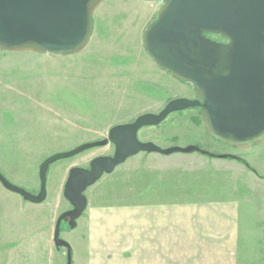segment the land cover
I'll return each instance as SVG.
<instances>
[{"label": "rangeland", "instance_id": "obj_1", "mask_svg": "<svg viewBox=\"0 0 264 264\" xmlns=\"http://www.w3.org/2000/svg\"><path fill=\"white\" fill-rule=\"evenodd\" d=\"M163 4V0H105L94 14L90 44L63 59L0 50V171L11 183L36 194L39 167L50 155L106 139L112 127L144 113H158L174 98H195L193 86L162 72L144 46V33ZM139 138L162 148L197 145L244 161L251 160L253 153L230 149L210 138L199 109L173 113L159 126L141 129ZM114 151L109 144L53 163L47 176V198L40 204L25 201L0 183V264H57L60 254L51 253L45 232L52 217L57 216V222L71 208L63 195L69 170L88 168L94 158L111 156ZM152 155L159 158L145 153L129 158L87 189L88 207L72 235L75 243L79 234V264L89 261L92 213L138 207L141 168L147 162L188 154ZM189 155L219 160L196 152ZM62 229L70 230L69 223L61 225V237L68 240Z\"/></svg>", "mask_w": 264, "mask_h": 264}, {"label": "water", "instance_id": "obj_2", "mask_svg": "<svg viewBox=\"0 0 264 264\" xmlns=\"http://www.w3.org/2000/svg\"><path fill=\"white\" fill-rule=\"evenodd\" d=\"M104 1L0 0V50L54 59L77 55L90 44L94 14ZM163 1L143 43L162 69L193 86L195 98H174L158 113H144L133 122L112 127L106 139L50 155L39 167L36 194L11 183L0 171L5 189L40 204L47 198V176L53 163L95 147L115 146L113 156H98L89 168L69 170L63 195L72 208L58 217L54 231L56 248L67 250V264L72 262L71 245L61 237L62 222L68 219L72 229L77 226L88 207L85 192L105 174L140 153L225 157L197 145L162 148L140 140L141 129L159 126L173 113L199 109L202 126L214 141L238 150L264 144V0Z\"/></svg>", "mask_w": 264, "mask_h": 264}, {"label": "crops", "instance_id": "obj_3", "mask_svg": "<svg viewBox=\"0 0 264 264\" xmlns=\"http://www.w3.org/2000/svg\"><path fill=\"white\" fill-rule=\"evenodd\" d=\"M260 146L251 149V160L244 158L253 170L215 151L225 157L212 161L188 154L147 162L141 168L138 207L90 216L88 264H264ZM152 154L145 153L159 158ZM56 217L46 226L45 241L51 253L59 252L57 264H67L65 248L58 250L54 243ZM74 229H62L70 238L63 239L75 249L71 264H79V234L72 242L79 219Z\"/></svg>", "mask_w": 264, "mask_h": 264}, {"label": "trees", "instance_id": "obj_4", "mask_svg": "<svg viewBox=\"0 0 264 264\" xmlns=\"http://www.w3.org/2000/svg\"><path fill=\"white\" fill-rule=\"evenodd\" d=\"M212 35H209V37H211ZM216 39H218L219 41H221V37L220 36H217V38ZM169 72V71H168ZM170 73V72H169ZM228 158H233V159H237V160H239V161H242L249 169H251V170H253L252 168H251V166L246 162V161H244V160H241V159H239V158H237V157H234V156H231V155H229V156H227Z\"/></svg>", "mask_w": 264, "mask_h": 264}, {"label": "flooded vegetation", "instance_id": "obj_5", "mask_svg": "<svg viewBox=\"0 0 264 264\" xmlns=\"http://www.w3.org/2000/svg\"><path fill=\"white\" fill-rule=\"evenodd\" d=\"M210 38H212V39H216L217 38V36L216 35H212ZM223 41V40H222ZM168 72V71H167ZM183 83V82H182ZM184 84H189V83H184ZM194 99V98H193ZM190 110V109H189ZM133 122V121H132ZM111 144V143H110ZM113 145V144H112ZM114 146V145H113ZM114 148H115V146H114ZM115 152V151H114ZM114 155V154H113ZM113 155H111V156H113ZM89 168V167H88ZM71 208H72V206H71ZM70 208V209H71ZM69 210V209H68ZM67 211V210H66ZM64 221H66V222H68V219H66V220H64ZM63 223V222H62Z\"/></svg>", "mask_w": 264, "mask_h": 264}]
</instances>
